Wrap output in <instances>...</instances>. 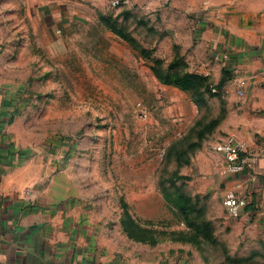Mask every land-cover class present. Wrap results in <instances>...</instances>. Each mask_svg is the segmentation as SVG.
<instances>
[{
	"label": "rangeland",
	"instance_id": "obj_1",
	"mask_svg": "<svg viewBox=\"0 0 264 264\" xmlns=\"http://www.w3.org/2000/svg\"><path fill=\"white\" fill-rule=\"evenodd\" d=\"M167 4L0 0L11 133L88 185L97 223L127 257L264 264V224L229 215V173L213 151L238 101L190 63L206 50Z\"/></svg>",
	"mask_w": 264,
	"mask_h": 264
},
{
	"label": "crops",
	"instance_id": "obj_2",
	"mask_svg": "<svg viewBox=\"0 0 264 264\" xmlns=\"http://www.w3.org/2000/svg\"><path fill=\"white\" fill-rule=\"evenodd\" d=\"M168 3V4H167ZM185 15L190 43L206 56L191 58L214 93L238 101L239 121L230 134L251 157L242 173L229 174L253 202L245 219L264 224V0H155ZM0 83V264H146L127 257L97 223L88 185L61 165L51 151L28 149L24 136H13ZM238 90L243 95L238 94ZM6 100V101H5ZM235 109V111H236ZM225 138V139H226ZM220 158L226 170V162ZM229 190V189H228ZM242 219V220H243ZM255 233L260 231L253 230ZM155 264H186L185 259Z\"/></svg>",
	"mask_w": 264,
	"mask_h": 264
},
{
	"label": "built area",
	"instance_id": "obj_3",
	"mask_svg": "<svg viewBox=\"0 0 264 264\" xmlns=\"http://www.w3.org/2000/svg\"><path fill=\"white\" fill-rule=\"evenodd\" d=\"M116 3L113 2V5ZM238 94L243 95V92L238 90ZM213 151L222 155L226 162V170L229 174L235 175L242 173L250 165L251 157L232 137L216 143L213 146ZM250 201L251 198L248 188L242 187L238 182L236 186L227 190L225 193L223 205L229 215L236 219L244 213L252 212V210L247 209Z\"/></svg>",
	"mask_w": 264,
	"mask_h": 264
},
{
	"label": "trees",
	"instance_id": "obj_4",
	"mask_svg": "<svg viewBox=\"0 0 264 264\" xmlns=\"http://www.w3.org/2000/svg\"><path fill=\"white\" fill-rule=\"evenodd\" d=\"M252 208H253V202L251 200L250 203L247 206V209L251 210Z\"/></svg>",
	"mask_w": 264,
	"mask_h": 264
}]
</instances>
